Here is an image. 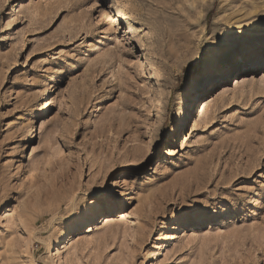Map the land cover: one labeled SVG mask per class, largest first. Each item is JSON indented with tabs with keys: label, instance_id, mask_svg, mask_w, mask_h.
<instances>
[{
	"label": "rangeland",
	"instance_id": "obj_1",
	"mask_svg": "<svg viewBox=\"0 0 264 264\" xmlns=\"http://www.w3.org/2000/svg\"><path fill=\"white\" fill-rule=\"evenodd\" d=\"M261 37L264 0H0V264H264V47L194 80Z\"/></svg>",
	"mask_w": 264,
	"mask_h": 264
},
{
	"label": "bare ground",
	"instance_id": "obj_2",
	"mask_svg": "<svg viewBox=\"0 0 264 264\" xmlns=\"http://www.w3.org/2000/svg\"><path fill=\"white\" fill-rule=\"evenodd\" d=\"M261 47H264V37H261L260 39H258L253 44L246 45V46L242 47L241 49L231 53L230 55H228L227 57L221 59L220 61L212 60V61L207 62L201 68V70L199 71L198 75L196 76L197 79L195 78L194 80L195 81L197 80V82H200L202 80L205 81V80L209 79L210 72L221 70V69L225 68L226 66H228L229 64H231L232 62H235L236 60H238L243 55L250 54V53H252L254 51H259ZM197 82H196V84H197ZM199 95H200V93H199ZM199 107H200V109H199V112L197 113V115L202 114L205 111V109H206V106L204 105V103H200L197 106V108H199ZM182 120H184V119L182 118ZM36 122H37L36 119H32L31 123H34V124L32 125L31 136H30V138L28 140H31L32 138H36V136H37V134H36L37 128H35V123ZM34 133H35V135H34ZM87 221H88V219H80L79 221H77V223H75L69 229L64 231L65 233H64V235H63V237H62V239L60 241H57L58 239H56L57 242L55 243V245H57L59 243L60 244L63 243L65 245H67L69 243V241L67 240L68 236L70 234H72V232L77 231L80 228V226H82Z\"/></svg>",
	"mask_w": 264,
	"mask_h": 264
},
{
	"label": "snow or ice",
	"instance_id": "obj_3",
	"mask_svg": "<svg viewBox=\"0 0 264 264\" xmlns=\"http://www.w3.org/2000/svg\"><path fill=\"white\" fill-rule=\"evenodd\" d=\"M98 195H99L101 198L112 197V196H115V192H106V191H104V190H100V192L98 193Z\"/></svg>",
	"mask_w": 264,
	"mask_h": 264
}]
</instances>
